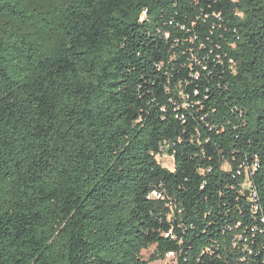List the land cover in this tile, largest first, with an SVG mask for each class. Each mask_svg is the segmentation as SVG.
I'll return each mask as SVG.
<instances>
[{
  "label": "trees",
  "instance_id": "16d2710c",
  "mask_svg": "<svg viewBox=\"0 0 264 264\" xmlns=\"http://www.w3.org/2000/svg\"><path fill=\"white\" fill-rule=\"evenodd\" d=\"M171 253L264 264V0H0V264Z\"/></svg>",
  "mask_w": 264,
  "mask_h": 264
},
{
  "label": "rangeland",
  "instance_id": "374dc122",
  "mask_svg": "<svg viewBox=\"0 0 264 264\" xmlns=\"http://www.w3.org/2000/svg\"><path fill=\"white\" fill-rule=\"evenodd\" d=\"M157 160L163 167L168 168L169 170H174V159L166 151H163V153L157 157ZM245 188L248 192L253 191L251 177L249 175L247 176ZM154 251L155 247H151L148 250L143 251V258L145 260H149ZM175 261L176 260L173 257L168 256L164 261H157L150 264H172Z\"/></svg>",
  "mask_w": 264,
  "mask_h": 264
},
{
  "label": "built area",
  "instance_id": "2783aa9c",
  "mask_svg": "<svg viewBox=\"0 0 264 264\" xmlns=\"http://www.w3.org/2000/svg\"><path fill=\"white\" fill-rule=\"evenodd\" d=\"M168 256L173 257L174 259H176L175 258V254H173V253L169 254ZM173 264H175V262Z\"/></svg>",
  "mask_w": 264,
  "mask_h": 264
},
{
  "label": "water",
  "instance_id": "95a60500",
  "mask_svg": "<svg viewBox=\"0 0 264 264\" xmlns=\"http://www.w3.org/2000/svg\"><path fill=\"white\" fill-rule=\"evenodd\" d=\"M249 196L248 192H247V197Z\"/></svg>",
  "mask_w": 264,
  "mask_h": 264
}]
</instances>
